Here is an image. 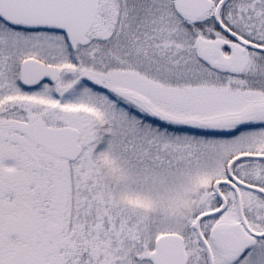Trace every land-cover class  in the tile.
<instances>
[{
	"label": "snow or ice",
	"instance_id": "obj_1",
	"mask_svg": "<svg viewBox=\"0 0 264 264\" xmlns=\"http://www.w3.org/2000/svg\"><path fill=\"white\" fill-rule=\"evenodd\" d=\"M0 264H264V0H0Z\"/></svg>",
	"mask_w": 264,
	"mask_h": 264
}]
</instances>
